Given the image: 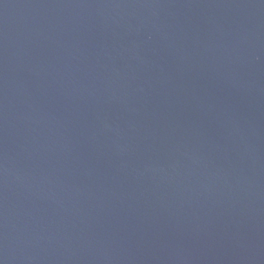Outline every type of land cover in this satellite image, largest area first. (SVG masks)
Returning a JSON list of instances; mask_svg holds the SVG:
<instances>
[{
	"label": "water",
	"instance_id": "obj_1",
	"mask_svg": "<svg viewBox=\"0 0 264 264\" xmlns=\"http://www.w3.org/2000/svg\"><path fill=\"white\" fill-rule=\"evenodd\" d=\"M0 264H264V0H0Z\"/></svg>",
	"mask_w": 264,
	"mask_h": 264
}]
</instances>
